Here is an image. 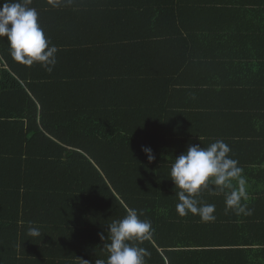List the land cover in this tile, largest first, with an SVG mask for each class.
Instances as JSON below:
<instances>
[{"label":"trees","instance_id":"trees-1","mask_svg":"<svg viewBox=\"0 0 264 264\" xmlns=\"http://www.w3.org/2000/svg\"><path fill=\"white\" fill-rule=\"evenodd\" d=\"M30 6L57 63L20 64L0 38V264L106 260L99 234L127 207L151 221L146 264L264 263V26L251 19L264 1ZM217 139L243 168L252 214L225 212L224 196L204 190L215 221L181 217L171 164Z\"/></svg>","mask_w":264,"mask_h":264},{"label":"clouds","instance_id":"clouds-1","mask_svg":"<svg viewBox=\"0 0 264 264\" xmlns=\"http://www.w3.org/2000/svg\"><path fill=\"white\" fill-rule=\"evenodd\" d=\"M33 0H0V38H6L10 55L14 61L31 66L38 63L51 73L57 63L58 49L46 38L39 23V13L31 7ZM53 7L60 6L61 0H48ZM70 2V0H69ZM149 162L155 160L152 149L142 147ZM231 148L217 139L207 147L201 144L189 145L187 151L174 159L169 173L178 198L176 212L184 217L189 213L200 217L201 222L216 219L215 204L197 199L204 190L211 195H223L225 212L236 215H251L248 208L247 180L239 161L229 155ZM235 181V184L233 183ZM126 215L107 225V236L100 233L104 241L107 259H97L95 264H146L150 254L139 242L147 240L153 233L151 221L140 219L143 212L132 207L125 209ZM27 235L40 238L42 232L29 222ZM84 264H88L84 261Z\"/></svg>","mask_w":264,"mask_h":264},{"label":"crops","instance_id":"crops-1","mask_svg":"<svg viewBox=\"0 0 264 264\" xmlns=\"http://www.w3.org/2000/svg\"><path fill=\"white\" fill-rule=\"evenodd\" d=\"M258 10H259L258 13H260L259 18H257V19L251 18V19L253 20L252 21V24L255 25V28L258 29V31H261L260 30L261 28H259V27L260 26L261 27L264 26V23H263L264 21H262V17L264 15V6L259 7ZM253 13H254V11L251 14H253ZM237 27H239V26L231 27V28H228V29L232 33V32H234V31L237 30V29H235ZM261 110H264V108L262 107ZM221 121H222V118L221 117H218L217 120H213V124L215 123V125H217L218 123H221ZM226 124L228 126L229 125V121H227ZM246 188H247V191H250L251 190V186H247ZM263 191H264V188H263ZM248 196H251V195L248 194ZM220 198H222V197H220ZM248 200H249V198H248ZM254 211H256V210H254ZM260 213L261 214H264V210H262ZM247 248H249L250 250H255V252H259L261 250V249H259L260 248L259 245L248 246ZM262 264H264V263H262Z\"/></svg>","mask_w":264,"mask_h":264}]
</instances>
